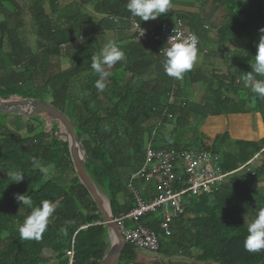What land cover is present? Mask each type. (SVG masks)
<instances>
[{
  "label": "trees",
  "instance_id": "16d2710c",
  "mask_svg": "<svg viewBox=\"0 0 264 264\" xmlns=\"http://www.w3.org/2000/svg\"><path fill=\"white\" fill-rule=\"evenodd\" d=\"M195 1L199 8L194 12L171 8L155 20L140 21L127 10L128 0H82L66 8L58 18L54 16L57 2L52 0L50 16L42 11L34 16L38 27V53H34L26 47L18 27L10 26V14L20 12V6L15 0H0V16H5L0 20V97L41 100L34 88L42 87L52 98L50 104L66 114L74 103L70 116L67 115L80 137L86 170L98 192L108 198L116 218L135 206L129 184L136 163L151 140L156 147L170 152L207 150L219 154L222 170L229 173L258 154L264 157V137L232 140L226 132L217 135L210 145L205 144L203 135L183 146L172 143L162 132L177 116L176 122L181 126V116L188 113V106L172 102L174 96L183 94L179 82H167L158 79L156 73H148L151 64L161 71L163 61V44L150 34L163 22L177 21L198 37V52L226 53L222 58L229 82L216 83L199 70L185 77V84H207L210 114L253 112L264 125V98L241 82V77L251 71L260 29L264 28V0ZM45 2L38 1L42 10ZM9 3L13 12H8ZM83 5H91L104 15L98 22L101 32L130 28L132 20L140 24L142 31L145 23L159 22L156 29L144 30L142 36L148 49L134 51L131 45L121 48L126 59L114 66L116 71L106 79L103 92L97 90L98 76L91 70V58L101 49L100 40L95 37L75 44L76 28L89 22L81 10ZM242 41L243 48H227L231 42ZM39 52L47 62L41 63ZM60 57L68 59L69 64L67 70L58 73L49 61ZM28 78L33 84L26 89ZM73 86L77 87L76 92H71ZM39 121L37 116L30 118L24 135L0 124V264H100L111 246L109 227L77 176L69 143L59 138L57 123L48 133ZM32 157L49 168L47 175L33 167ZM17 170L25 175L24 179L10 183L7 173ZM68 173L73 174L70 180L65 177ZM259 180H264V163L256 167L249 164L211 192L185 197V213L173 220L169 236L161 230L162 209L137 222L125 220L124 227L143 225L157 235V253L167 259L158 264H264V251L250 253L244 248L247 224L264 207V187L259 188ZM144 181L134 180V188L139 189ZM17 194L30 196L34 206L45 199L55 205L47 230L38 241L22 240L19 236L18 229L31 209L16 200ZM142 197L149 200L146 194ZM194 250L199 254L194 255ZM137 257V248L127 242L116 264H136ZM176 260L180 261L173 262Z\"/></svg>",
  "mask_w": 264,
  "mask_h": 264
},
{
  "label": "crops",
  "instance_id": "0c3cea01",
  "mask_svg": "<svg viewBox=\"0 0 264 264\" xmlns=\"http://www.w3.org/2000/svg\"><path fill=\"white\" fill-rule=\"evenodd\" d=\"M17 4L20 6L21 11L16 14H10V26L12 28L18 27V30L21 32L22 37L25 40L26 47L30 48L34 53H38V27L35 24L34 16L39 13H34L35 11L40 9V12H44L46 15H51V2L52 0H44V10H42L39 5L38 1L40 0H15ZM57 7L54 9V16L56 18L59 17L60 13L63 12L66 8H69L73 4L80 3L82 0H53ZM175 0H171L172 9L173 10H185L177 4H174ZM21 4L23 6H21ZM82 11H84V15L89 17V22H86L83 27L76 28L75 33L78 37V42L75 43L76 45H80L81 42L92 39L98 38L100 40V48H102L103 44L109 40L115 41L120 48H128V45L135 50H145L148 49V46L145 44V39L143 36L137 35L133 26L131 25L130 28H126L122 26L114 31H100L98 28V22L104 17L103 14L97 13L93 6L86 5L82 6ZM41 12V13H42ZM190 12V11H189ZM25 16H24V15ZM22 15L24 17H22ZM159 26V22L154 23H145L143 28L145 31H151L156 29ZM149 51V50H148ZM41 52V51H40ZM39 52V53H40ZM138 54V53H137ZM221 51L218 53H209L207 51L198 52L199 59L193 65L192 69L184 73L182 79H175L169 77L165 74L163 70V66L161 67L162 70L160 71L157 69L156 65H150L148 73H156L158 79H162L167 82H179V84L183 88V94L181 96H174L172 102L178 106H188V113L189 112H201V109L204 110V116L206 118L207 125L203 128V135L204 141L207 143V139L210 138L211 143L216 138L217 135L223 134L228 132L232 140H256L257 138L264 137V125L260 118L254 114L253 112H245L244 114H237V115H229V116H212L210 114V97H209V87L207 84L202 81L201 83L197 84H185L186 78L189 77V73H194L196 71H201L203 74L206 73L202 68L204 64V58L212 59L213 57H222ZM162 60L164 59L163 55ZM38 57L41 59V63L47 62L43 53L38 54ZM31 57H29L30 59ZM25 60H28L25 58ZM24 60V61H25ZM49 63L55 67L56 72L58 73L63 72V69H66V66L69 64L68 59L66 58H50ZM218 67V63L214 62L212 67ZM68 69V68H67ZM66 69V70H67ZM65 70V71H66ZM111 73L116 71L115 67L110 69ZM210 73V72H209ZM223 73H225L223 71ZM212 75H208V77H212L214 81L218 82H229L230 79L228 77H224L222 80L220 78L223 77L222 71L217 68V73H211ZM150 79H151V75ZM148 76V78H149ZM32 81L28 78L25 88H31ZM202 85V86H201ZM200 89V90H198ZM12 97V96H11ZM15 97V96H13ZM10 98V97H9ZM193 100V101H192ZM204 105L203 108H200ZM74 106V103L71 104V108ZM187 112L182 114L181 116V126L176 121L172 122L169 121L164 128H162V132L165 136L171 139H177L180 141H194V137H186L185 134L190 132L188 129L191 127V120L189 114ZM257 117L259 120V125L262 129H260V133L256 136L253 133L254 124H253V117ZM189 117V118H188ZM176 135H178L176 137ZM209 143V142H208ZM262 157V156H261ZM143 163V155L136 163V171ZM252 164H255L253 162ZM138 180V179H137ZM141 195L146 194L149 199L153 198L154 195L159 193L158 186L154 181H147L145 180L142 185H140L139 189H135ZM108 199V198H107ZM109 201V200H108ZM116 218V217H115ZM110 232V230H109ZM109 239L112 242V237L109 235ZM138 250V257L136 258V264H158L160 261H167L164 255L159 254L157 252H152L146 249H137ZM194 255L199 254L197 250L193 251ZM180 260H176L173 262H179Z\"/></svg>",
  "mask_w": 264,
  "mask_h": 264
},
{
  "label": "built area",
  "instance_id": "2783aa9c",
  "mask_svg": "<svg viewBox=\"0 0 264 264\" xmlns=\"http://www.w3.org/2000/svg\"><path fill=\"white\" fill-rule=\"evenodd\" d=\"M137 25L138 23L132 20L135 32L141 35L142 29ZM174 29L184 38L193 35L181 21H177L173 24L163 22L157 30L151 32L150 37L161 42L164 49L168 46L166 45L168 38L174 34ZM197 47L199 50V42ZM259 157H261L260 154L256 155L253 160L229 173L222 170L219 154L207 150L170 152L156 147L152 140L149 141L144 149L143 163L132 175L129 184L134 195L135 206L128 213L115 218L126 242L132 243L137 249L158 252L160 240L152 230L143 225H138L136 228H125L124 221L137 222L142 217L162 209L161 230L166 236H169L173 220L185 213L183 205L185 197L211 192L212 188L225 181L231 174L243 170ZM137 179L154 181L158 186L159 193L153 198L145 200L133 186V181Z\"/></svg>",
  "mask_w": 264,
  "mask_h": 264
},
{
  "label": "clouds",
  "instance_id": "9594fccd",
  "mask_svg": "<svg viewBox=\"0 0 264 264\" xmlns=\"http://www.w3.org/2000/svg\"><path fill=\"white\" fill-rule=\"evenodd\" d=\"M126 8L133 17H138L140 21H149L168 13L172 8V3L171 0H128ZM137 27L141 28L140 24ZM173 33L168 38L166 44L168 46L161 53L164 57L162 66L167 76L182 79L184 73L192 69L199 59L198 37L193 34L184 38L175 29ZM260 33L254 62L250 64L251 71L241 77V82L244 87H251L252 92L264 98V80L256 79V77H264V28L260 29ZM143 34L144 30L141 36ZM125 59V53L112 40L104 43L99 52L92 56L91 70L98 76L95 86L99 92H103L106 88L105 81L112 74L109 70ZM31 163L42 174H48L49 168L44 166L39 158L32 157ZM7 175L10 183H20L25 176L19 170L10 171ZM15 198L23 206L31 209L30 215L25 218L18 229L20 238L22 240H40L47 230L49 218L55 212V205L45 199L39 206H34L31 197L25 194H17ZM246 230L245 250L250 253L264 251V207L257 210L255 218L247 224Z\"/></svg>",
  "mask_w": 264,
  "mask_h": 264
},
{
  "label": "water",
  "instance_id": "95a60500",
  "mask_svg": "<svg viewBox=\"0 0 264 264\" xmlns=\"http://www.w3.org/2000/svg\"><path fill=\"white\" fill-rule=\"evenodd\" d=\"M0 113L27 116L29 119L37 116L45 125L49 124V122L57 123L59 133L65 135L62 138L63 141L69 143L74 170L88 189V193H90L97 205L104 223L110 230V236L112 237L111 246L100 264H116L127 242L115 221L110 203L102 198L86 170L84 149L70 117L64 111L48 102L13 96L8 99L0 97Z\"/></svg>",
  "mask_w": 264,
  "mask_h": 264
},
{
  "label": "rangeland",
  "instance_id": "374dc122",
  "mask_svg": "<svg viewBox=\"0 0 264 264\" xmlns=\"http://www.w3.org/2000/svg\"><path fill=\"white\" fill-rule=\"evenodd\" d=\"M174 2H175L174 4H177L176 6H179V7L183 8L185 10H188L190 12H194L195 10H197L199 8V4L195 0H175ZM21 6H23V5L21 4ZM7 8H8V12H13V8L11 6V3H9L7 5ZM34 13H39L40 14L41 13L40 9L38 8V10L35 11ZM23 15H22V17L25 16V15L24 16ZM4 18H5V16H0V20H2ZM244 44H245L244 41L237 42V43L236 42H231L229 45H227V48L231 49V50L235 49L236 47H240V46L243 48ZM221 53H222L221 55H226V53L224 51H221ZM214 62L218 63V67H215V66L212 67ZM202 68L204 69V71H206L205 74H209V75H212L211 73H215V72L217 73V68H219L222 71V74H224L223 77L220 78V79L222 80L224 77H228L230 79V76L228 75L227 69H226L227 66H225V64L223 62V58L221 56L220 57H213L212 59L204 58V64H203ZM223 71L225 73H223ZM217 82L218 81H216V83ZM32 84H33V82H32ZM36 85H38V84H36ZM34 90H36L37 95L41 98L42 101L51 103L52 98H50L49 94L44 92V89L42 87H38V88L36 87V88H34ZM198 90H200V89H198ZM74 91L75 92L77 91V87L76 86L71 87V92H74ZM71 104H70V111H71ZM203 107H204V105H202L200 108H203ZM70 111L69 110L66 111L69 116H70ZM189 114H190V120L192 122L191 127H190L191 131L188 132V134H185V136L186 137H192V135H193L194 140L195 139H199V138H203V134H204L203 133V128H204V126L207 125L206 118L204 116L205 115L204 114V110L201 109V112L189 113ZM177 117H175L172 120V122L176 121ZM252 120H254L253 121V124H254L253 133L256 136L257 134L260 133V129H262V128L259 125V120H258L257 117L254 116ZM39 122L41 124L44 123L42 121H39ZM0 124L2 126H5L6 128H8L9 130H14V131L19 132L20 134L24 135L27 132V128L26 127H27V124H29V118H27V116H22V115H13V114L0 113ZM34 125H37L38 128L41 129L40 125L35 124V123H34ZM44 125H45V123H44ZM45 127H46L47 132L49 133L51 131V129L53 127H55L54 122H49V124H46ZM56 127H58V126H56ZM187 130H188V128H187ZM58 134H59V138L61 140H62V138L65 137V135H63V133H59V130H58ZM177 136L178 135H176V137ZM171 142L172 143H176V145H183L184 146L185 144L192 143L193 141L190 142V141H180V140H177V139H171ZM205 144L206 145H210L211 144L210 138L207 139V143H205ZM188 146L196 147L195 144H189ZM254 162H255V164H254L255 167L259 166L262 163H264V157H259ZM53 172L54 171L52 170V173ZM65 177L70 180V179L73 178V174L72 173H68ZM258 182H259V185H260L259 188L262 189L264 187V180H259ZM100 194H101L102 198H104V200L106 202H109L105 194H103V193H100Z\"/></svg>",
  "mask_w": 264,
  "mask_h": 264
}]
</instances>
